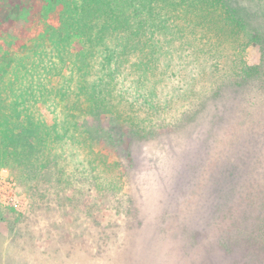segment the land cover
<instances>
[{"label": "rangeland", "instance_id": "374dc122", "mask_svg": "<svg viewBox=\"0 0 264 264\" xmlns=\"http://www.w3.org/2000/svg\"><path fill=\"white\" fill-rule=\"evenodd\" d=\"M103 1L117 11L126 4V0ZM251 1L231 0L257 10L258 1ZM3 15L0 0V32L5 34L6 42H12L11 48H17L29 28L34 31L35 26L22 19L11 24L10 14L2 21ZM261 17L264 23V15ZM103 22L104 18L99 16L86 30L94 40ZM174 23L180 25L178 20ZM184 31L188 40L201 37ZM237 31L236 44H240L243 33ZM112 33L100 46L95 44L88 50L90 66L79 70L75 78L62 63V40L48 39V50L39 42L38 48L15 54L1 87L7 102L0 116L16 115L20 108L26 111L22 91L31 92L33 84L32 99L39 103L36 111L48 127L47 139L56 144V156L70 181L63 178L62 185L56 181V175L46 174L43 184H39L0 160L2 264H234L216 253L219 249L214 242L219 240L229 249L230 238L222 232L217 236L219 229L215 225L222 222L221 214L229 207L231 193L236 188L245 191V185L236 186L234 179L227 183L224 197L211 215L204 214L200 205L204 203L202 194L208 189L207 173L214 175L218 168L214 165L208 169L210 161L224 154V146L236 144L224 135V123L229 122L232 109L240 106L234 99L238 96L243 101L248 94H233L231 88L225 87L192 119L195 99L194 106L191 98L187 101L183 95V103L175 105L172 101L173 87L177 85L175 64L188 58L165 46L164 50L150 51L141 59L147 48L124 53L121 38L125 35ZM176 36L172 46L186 43L178 33ZM142 41L145 39L141 36ZM198 45L208 47L205 42ZM164 51L169 56L165 57ZM230 55L235 56L236 62L241 58L249 66L261 64L263 57L256 43L235 48ZM141 60L151 66L168 63L171 67L162 75L156 68V75L144 80L142 86L136 82L134 85L129 74L124 79L121 75L114 77L119 67L134 74L132 66L142 65ZM65 69L69 71L63 74ZM41 80L48 83L45 91L34 87ZM50 83L58 91L51 89ZM259 83L264 81L256 75L249 80L253 95L258 94ZM154 101L160 103L158 111H154ZM91 102L92 115L87 113ZM112 105L116 108L112 109ZM142 107L148 114L153 113L151 121L157 123V131L149 137L134 133L137 125L133 117H145ZM74 121L81 125L77 127ZM85 124L98 133V138L91 141L83 135ZM103 155L108 156L111 166L102 164ZM203 228H207L210 241L209 237L205 239L206 233L201 235ZM260 230L263 237L264 223ZM247 253L251 259L264 254L260 250Z\"/></svg>", "mask_w": 264, "mask_h": 264}, {"label": "trees", "instance_id": "16d2710c", "mask_svg": "<svg viewBox=\"0 0 264 264\" xmlns=\"http://www.w3.org/2000/svg\"><path fill=\"white\" fill-rule=\"evenodd\" d=\"M234 1L238 0H232ZM257 1L260 5L257 4L255 10L252 6L233 4L231 0H126V4H122L119 7L121 10L117 11L105 5L102 0H1L4 9L2 21L10 14L11 24L14 20L22 19L24 23L34 24L35 27L34 31L29 28L30 34L24 35V42L17 48H11L12 42H6L5 34L0 32V112L6 109L4 103L7 102L2 96L1 87L15 60V54L38 48L39 42L45 49L49 46L48 39L62 40L64 43L62 63L72 71L71 76L74 78L79 70L90 66L88 50L95 44L100 46L104 40L107 41L113 31L125 35L121 38L124 53L128 50L141 52L147 48L141 59L147 57L150 51L158 53L164 50L165 46L181 51L188 59L182 58L175 64L174 81L177 85L173 87L172 101L179 105L183 103V96H187V101L191 98V105L194 106L192 99H195L197 103L192 119L211 97L221 95L225 87L231 88L233 94L242 92L248 94L243 101H239L238 96L234 99L240 106L232 109L229 122L224 123V135L234 139L236 144L231 146L223 144L227 148L224 154H218L220 157H214L212 162L210 161L208 169L217 165L218 168L215 169L217 172L214 175L211 172L208 176L207 173L208 189L205 188V193L202 194L204 203L200 206L204 214L211 215L224 197V187L227 183L234 179L232 182H235L236 186L244 184L245 191L236 188L234 193H231L229 207L221 214L222 222L215 225L220 230L217 236L222 232L223 236L225 233V236L230 238L229 249L221 245L219 240L214 242L218 246L216 249H219L216 253L225 256L227 261H233L234 264H249L251 261L255 264H264V254L251 259L247 253L250 250H260L264 253V235L260 237L262 234L260 229L264 223V84H258V94L255 95L249 91L248 86L249 80L252 81L255 75L264 81V23L261 17L264 15V0ZM242 10L246 13H241ZM99 16L104 18L105 23L103 22L97 31V39L94 40L86 30H89L90 24ZM170 20L173 23L178 20L180 25L176 26L174 23L173 26L172 22L169 23ZM237 29L243 33L240 44H236L239 34ZM184 30H188L193 36L201 37L188 40L185 36L187 32ZM177 33L186 40V43L172 46ZM141 36L145 41L141 42ZM195 41L205 42L208 47L197 46ZM133 43L136 44L130 46ZM250 43H256L262 49L263 57L259 65L249 66L241 58L236 62L235 56L230 55L231 50L244 48ZM188 53H192V56ZM163 54L165 57L169 56L168 51H164ZM141 61L142 65L133 64L134 74L127 68L119 67L114 77L121 75L124 79L129 74L133 76L131 82L134 85L136 82L142 86L145 85L144 80L156 75L154 72L156 68L161 70L162 75L171 67L168 63L156 67L155 64L151 66ZM69 70L65 69L62 73L65 74ZM53 84L50 83V88L58 91ZM30 85L31 92H27L26 89L22 91L25 95L26 111H21L20 108L16 115L0 116V160L2 159L1 161L14 171H23L27 177L37 180L39 184H43L46 174L56 175V181L62 184L63 178L66 182L70 181V178L64 175L62 163L56 156L58 154L55 153L58 152L56 144L47 139L49 130L41 114L36 111L39 109V106L37 107L39 103L33 101L34 88L33 84ZM34 87L44 91L49 88L45 80L37 81ZM151 90L154 91V88ZM152 105L155 107L154 111H158L160 103L154 101ZM92 107L93 102L89 104L88 114L92 115ZM111 108L116 107L112 105ZM142 108L145 117H133L137 125L134 133L140 137H149L157 131L155 130L157 123L153 124L151 121L153 113L151 115L146 112L147 109L153 112L150 106L146 107L147 109ZM142 123L148 126H143ZM56 124L58 125L57 122ZM74 124L77 127L81 125L76 121ZM84 127L85 137L91 141L98 138V133L87 124ZM103 158L102 164L111 166L108 156L103 155ZM81 172L85 173L86 170L81 169ZM201 232L203 236L206 233L205 239L209 237L207 228L201 229ZM198 233L200 235V232ZM256 233L260 235L256 236Z\"/></svg>", "mask_w": 264, "mask_h": 264}]
</instances>
